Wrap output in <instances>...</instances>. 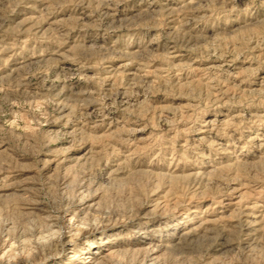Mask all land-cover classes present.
Returning a JSON list of instances; mask_svg holds the SVG:
<instances>
[{
	"label": "rangeland",
	"instance_id": "1",
	"mask_svg": "<svg viewBox=\"0 0 264 264\" xmlns=\"http://www.w3.org/2000/svg\"><path fill=\"white\" fill-rule=\"evenodd\" d=\"M86 257L264 264V0H0V264Z\"/></svg>",
	"mask_w": 264,
	"mask_h": 264
},
{
	"label": "bare ground",
	"instance_id": "2",
	"mask_svg": "<svg viewBox=\"0 0 264 264\" xmlns=\"http://www.w3.org/2000/svg\"><path fill=\"white\" fill-rule=\"evenodd\" d=\"M73 242L71 240H66L64 242V250H69V253L73 254L74 251H72L73 249ZM76 252V251H75ZM94 255H98L99 253H97L96 251L93 252ZM75 255V254H74ZM71 258V257H70ZM87 259L85 261H83V263L81 264H94L93 261H91V259L89 260V257H86ZM96 258V257H95Z\"/></svg>",
	"mask_w": 264,
	"mask_h": 264
}]
</instances>
